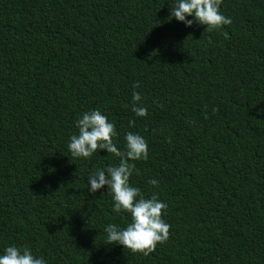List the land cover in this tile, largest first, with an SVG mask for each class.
<instances>
[{
	"label": "trees",
	"instance_id": "obj_1",
	"mask_svg": "<svg viewBox=\"0 0 264 264\" xmlns=\"http://www.w3.org/2000/svg\"><path fill=\"white\" fill-rule=\"evenodd\" d=\"M175 2L0 0V255L15 245L47 264H264V0H223L232 23L211 32L169 19ZM133 91L147 116L132 111ZM94 109L120 150L129 131L147 141L130 184L166 202L171 225L148 256L104 243L108 224L131 217L112 211L107 185L88 191L89 174L119 158L68 150Z\"/></svg>",
	"mask_w": 264,
	"mask_h": 264
},
{
	"label": "clouds",
	"instance_id": "obj_2",
	"mask_svg": "<svg viewBox=\"0 0 264 264\" xmlns=\"http://www.w3.org/2000/svg\"><path fill=\"white\" fill-rule=\"evenodd\" d=\"M222 2L223 0H176L170 8L169 19L174 17L188 27L194 23L206 25L205 30L211 32L232 23L231 18L220 11ZM188 16H194L195 20L186 19ZM133 87H139V84L136 83ZM141 100V94L133 91L132 111L138 117H145L148 109L139 103ZM217 110L214 108L213 112ZM129 124L134 125V121ZM75 125L78 134H73L67 145L72 157L91 158L94 153L106 149L109 154L119 158L118 165H109L106 170L91 172L88 177L89 193L95 194L107 185L114 201L112 211H123L131 217V222L123 228L117 224H108L104 229L107 233L104 243L119 244L134 254L148 256L156 250L158 244L169 239L171 225L163 219L167 203L158 199L157 194L146 198L139 187L130 184V177L138 172L133 162L148 159L146 139L129 131L125 135V148L120 150L114 143V137L117 136L115 124L109 122L108 117L99 109L84 112L75 121ZM149 183L158 186L159 181L151 179ZM0 264H47V261L43 256H36L28 246L12 245L6 247L0 255Z\"/></svg>",
	"mask_w": 264,
	"mask_h": 264
}]
</instances>
